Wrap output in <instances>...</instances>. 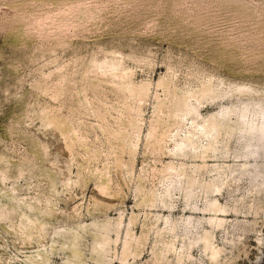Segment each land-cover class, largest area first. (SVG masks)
<instances>
[{
    "label": "rangeland",
    "instance_id": "rangeland-1",
    "mask_svg": "<svg viewBox=\"0 0 264 264\" xmlns=\"http://www.w3.org/2000/svg\"><path fill=\"white\" fill-rule=\"evenodd\" d=\"M183 98L222 123L205 161ZM157 226L162 264H214V229L218 264H264V0H0V264H122L128 231L152 264Z\"/></svg>",
    "mask_w": 264,
    "mask_h": 264
},
{
    "label": "bare ground",
    "instance_id": "bare-ground-1",
    "mask_svg": "<svg viewBox=\"0 0 264 264\" xmlns=\"http://www.w3.org/2000/svg\"><path fill=\"white\" fill-rule=\"evenodd\" d=\"M204 93H200L198 94V96H202ZM147 95V91L146 89H142L139 93V97H141V99H144V97H146ZM180 106H181V111L182 113L178 114L177 120L178 118L182 117L183 119H185L187 116L190 117L191 123H192V129H189L187 132L188 134H186L183 130H182V126H183V122L181 120H178L176 122H174L171 125V130H174V137L175 138H179L181 141L183 140H187L189 141V143H191L192 145H194L196 143V140L192 139L191 136H195L196 134H198L197 132H195V128H199L201 134L202 133H210V139H209V143L208 144H199L200 149L195 153L194 157H198L201 158L203 161H205L206 159L213 157L215 155L214 151H215V147L212 144V141H214L215 139L218 138V136L221 134V126L222 123L219 120L216 119H204L202 118L201 120H197L195 117L196 113V107L190 105L189 103H187V98H183V100H180ZM165 107V106H163ZM162 109V104L161 101L159 102L158 106H157V110L160 111ZM240 116V115H239ZM241 119H243L244 121H248V123H245L248 126H253L254 123L253 121L249 120V119H245L244 115H241ZM244 123V122H243ZM227 133H230L233 129V126L231 125H227ZM181 129V133L178 132V130ZM251 129V127H250ZM172 133V132H171ZM164 134H161V139L163 142H165V138H163ZM167 136V135H166ZM154 138H156L154 136ZM169 142V140L167 141ZM163 148V147H161ZM165 149L166 146H164ZM167 152L170 153V151L167 149ZM66 160V159H65ZM67 161V160H66ZM61 162V161H60ZM166 168L168 169V175L174 172V173H181L183 172V167L181 168H177L174 165H172L171 163L166 164ZM209 165L207 164H202V165H198L197 168L198 170L201 169H206ZM60 169H61V165H60ZM63 169V168H62ZM65 173L64 175H66L64 177V180L66 181V183H69L70 179L69 177H67L68 175V171L63 172ZM193 182H195V179H191L190 183L188 184V187L191 188ZM207 184H211V182H207ZM69 186V184H67ZM189 188V189H190ZM206 191H209L211 193L217 192L219 191V187L213 188L211 189L210 186H207ZM151 204L154 203V194L152 195V198L150 199ZM206 211L209 212V214L211 215V219L215 221L216 225L218 223H220L222 221V219L217 218L218 215L216 212H224V209L222 208V205L216 201V200H212L209 202L208 207L205 209ZM214 216V217H213ZM214 218V219H213ZM120 224V222L118 223ZM111 225V224H110ZM214 225V224H213ZM214 225V226H216ZM120 226V225H119ZM170 232L173 231V226L172 224L169 225V228H167ZM166 227L160 228L159 226L155 227L156 233L158 234V240L155 241V245H154V261L152 264H162L165 262L166 260V253L167 252H175L177 253L178 247H177V236L176 234L170 235V237H168L167 239L164 238V235L167 231ZM120 230V229H119ZM214 230H208L206 231L200 238V246L203 248L204 252L209 255L210 260H212L214 262V264H218L219 260L218 257L220 256L221 250L219 248V246L215 243L214 241ZM79 232V231H78ZM80 233V232H79ZM107 231L104 227H102L98 234L95 236V243L96 245L99 246V248L103 249L104 251H108L109 249V243H110V238L107 235ZM168 233V232H167ZM80 235V234H79ZM119 235V234H118ZM73 234L68 235V240L70 243H72L73 241ZM81 236V235H80ZM145 239L144 235L135 237V235H133L131 233V231H128L126 233V238L123 240L122 242V252L120 254V256L116 257L120 263L122 264H127L128 263V256L133 257L134 255L138 254L140 249V242L143 241ZM118 238L116 237V239H114L113 242L114 244L117 242ZM162 243L161 247H157V243ZM111 250V249H109ZM96 253V252H95ZM178 254H180V256L178 257V264H183L182 262V253L178 252ZM117 256V255H116ZM189 256V255H188ZM46 256L42 253H38V258L34 259L35 264H45L44 260ZM103 258V257H102ZM129 264V263H128Z\"/></svg>",
    "mask_w": 264,
    "mask_h": 264
}]
</instances>
